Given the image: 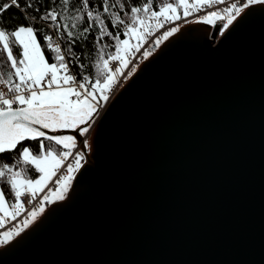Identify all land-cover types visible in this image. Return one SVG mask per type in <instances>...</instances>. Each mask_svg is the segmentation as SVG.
<instances>
[{"label": "water", "instance_id": "95a60500", "mask_svg": "<svg viewBox=\"0 0 264 264\" xmlns=\"http://www.w3.org/2000/svg\"><path fill=\"white\" fill-rule=\"evenodd\" d=\"M217 34L190 23L142 63L0 264H264V5Z\"/></svg>", "mask_w": 264, "mask_h": 264}, {"label": "snow or ice", "instance_id": "6c2138e0", "mask_svg": "<svg viewBox=\"0 0 264 264\" xmlns=\"http://www.w3.org/2000/svg\"><path fill=\"white\" fill-rule=\"evenodd\" d=\"M253 5L264 0H162L158 10L154 0H0V156L15 153L12 163L0 160V229L11 224L0 245L68 198L92 148L98 109L119 77L136 73V53L140 62L151 57L181 31L174 22L182 18L223 35ZM13 7L25 23L3 20Z\"/></svg>", "mask_w": 264, "mask_h": 264}, {"label": "trees", "instance_id": "16d2710c", "mask_svg": "<svg viewBox=\"0 0 264 264\" xmlns=\"http://www.w3.org/2000/svg\"><path fill=\"white\" fill-rule=\"evenodd\" d=\"M144 2H145V0H139V3L140 4H142ZM161 2H162V0H154V4L157 6V7L154 8V10H158V6H159V4ZM21 3H23V0H21ZM3 20L6 21L9 25H14V24H17V23H25V21L23 19L22 13L20 12L19 9H17L15 7L9 9L6 13H4ZM46 31H50V30H47L46 29ZM122 38H124V37H122ZM38 40L43 44L42 37H39L38 36ZM81 47H82V45L77 44L75 50L77 52H80L81 51ZM90 50H91V41L88 42V46L87 47H84L83 52L86 53V52H88ZM109 51H113L114 52V48L113 49H109ZM81 54H83V53H81ZM45 55H46V58L49 59V62H52L51 61V58H50V54L48 52H45ZM24 143L30 144L33 147H36L37 146V142H35V141H26ZM14 155H15V153H6V154H3L2 156H0V160H4V161H7L9 163H12L13 162L12 157Z\"/></svg>", "mask_w": 264, "mask_h": 264}, {"label": "built area", "instance_id": "2783aa9c", "mask_svg": "<svg viewBox=\"0 0 264 264\" xmlns=\"http://www.w3.org/2000/svg\"><path fill=\"white\" fill-rule=\"evenodd\" d=\"M222 7V6H221ZM181 15H182V13H181ZM184 19L185 18H182L180 21H175L174 22V24H179V25H182V27L181 28H183V27H185V26H187V25H189L190 23H185L184 22ZM186 19H188V20H192L193 19V17H187ZM174 24H169V25H166L165 26V28H168V27H172V26H174ZM165 29H160L159 30V32H155L154 33V35H159L160 34V32H162V31H164ZM219 35H220V33H219V31H218V34H217V38L219 37ZM133 43H135V41H133ZM145 47H148V45H145ZM161 47V46H160ZM158 50V49H157ZM157 50L154 52V54L157 52ZM153 54V55H154ZM140 56V53H136L135 54V57L133 58V59H135V62H137V63H139V67L142 65V63L145 61H143V62H140V60L139 59H136V58H138ZM110 64H112V65H115L116 64V62H110ZM138 67V68H139ZM126 71V70H125ZM129 79V78H128ZM128 79H124L123 77H119L118 78V83L113 87V89L108 93V95H109V99H108V101L107 102H105L104 104H103V107L102 108H99L98 109V115L95 117V119H94V122H93V128H92V130H91V132H90V137H91V134H92V132H93V130H94V127H95V124H96V120L98 119V117H99V115L104 111V109H105V107L107 106V104H108V102L116 95V93L119 91V89L122 87V85L128 80ZM89 152V151H88ZM14 223V222H13ZM8 227H11V224H9V225H6V228L5 229H0V231H3V230H6ZM2 245H0V247H1Z\"/></svg>", "mask_w": 264, "mask_h": 264}, {"label": "bare ground", "instance_id": "6f19581e", "mask_svg": "<svg viewBox=\"0 0 264 264\" xmlns=\"http://www.w3.org/2000/svg\"><path fill=\"white\" fill-rule=\"evenodd\" d=\"M96 121H97V120H96ZM94 128H95V127H94ZM93 133H94V130H93V132H92V134H91V137H90V143H91V141H92Z\"/></svg>", "mask_w": 264, "mask_h": 264}, {"label": "rangeland", "instance_id": "374dc122", "mask_svg": "<svg viewBox=\"0 0 264 264\" xmlns=\"http://www.w3.org/2000/svg\"><path fill=\"white\" fill-rule=\"evenodd\" d=\"M102 103L104 104L105 102H102ZM96 116H97V115H96ZM96 116H95V117H96ZM68 135H72V134H68ZM89 152H90V151H89Z\"/></svg>", "mask_w": 264, "mask_h": 264}]
</instances>
